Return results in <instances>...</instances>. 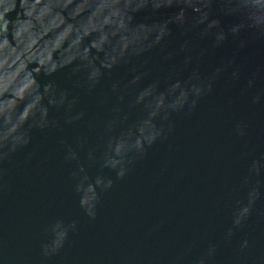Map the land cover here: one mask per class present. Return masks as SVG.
Segmentation results:
<instances>
[{
  "label": "water",
  "instance_id": "1",
  "mask_svg": "<svg viewBox=\"0 0 264 264\" xmlns=\"http://www.w3.org/2000/svg\"><path fill=\"white\" fill-rule=\"evenodd\" d=\"M204 4L0 0V145L29 137L0 161V264H264V35ZM193 84L127 151L155 96Z\"/></svg>",
  "mask_w": 264,
  "mask_h": 264
},
{
  "label": "clouds",
  "instance_id": "2",
  "mask_svg": "<svg viewBox=\"0 0 264 264\" xmlns=\"http://www.w3.org/2000/svg\"><path fill=\"white\" fill-rule=\"evenodd\" d=\"M216 6V8L223 13L225 16H235L239 18V22L234 24L230 27L229 31L233 35H237L241 30L243 29H252L258 31L261 35H264V24H256L251 18L249 13L245 10L241 0H205L204 7L208 11L209 15L213 12V6ZM215 20V27L213 29H218L216 33V41L217 43L222 42L225 39V34L223 32V29L221 28L220 20L218 18H214ZM111 70V67H109V71ZM104 72H101L100 75L94 80L97 81L98 78L102 75H104ZM140 77L136 76L133 77L131 83L135 84ZM180 84L179 82H176L174 85ZM171 87L168 91V95H171L175 92L177 88ZM115 88V85L113 86ZM211 86L209 85V88ZM155 86H149L147 89L143 90L137 97V102H142L146 97L152 96L154 92ZM189 93H193L196 96H199L201 93V87L197 86L195 84L191 85L188 89H182L179 93V95L172 100L170 103L166 104V95L165 93H159L155 96L153 102H151L147 107L150 108L148 111V114L146 118H144L137 126L136 129L143 127L145 123H147L148 128L147 131L141 135L139 131H136L135 135H133L129 140V147L128 150L135 149L137 152H143L144 151V145H151L159 136H161L163 132V127H156V125L153 123V119L161 113L162 110H165L166 108H171L173 110H178L181 108L185 102H187ZM163 101L162 103L160 101ZM196 101H192V107H195ZM164 119H167V111H164ZM40 127H43L44 125H39ZM124 133H121L123 135ZM29 141V137L24 133L20 132L18 135H15L12 139H9L5 141L2 145H0V161L5 159L9 152H13L16 150L18 146H22L24 144H27ZM10 145V146H9ZM7 148V151L4 149ZM126 152V151H125ZM73 157L75 156V153L71 154ZM122 163V158L120 159V162L117 165H120ZM107 165V164H105ZM115 166H111L115 168ZM255 168V165L253 166ZM82 170V169H81ZM124 170L121 168L117 172L118 177H123ZM102 181L97 184L100 185ZM112 184V181L109 179L107 180V183L105 184V187H110ZM250 197H253L255 195V190L249 194ZM249 211L248 207H244L240 210L239 215L235 219V224H240L241 218L247 214ZM90 215H93V213L89 212ZM74 226V225H73ZM56 228H60V225L57 224L55 226ZM66 233L64 230H60L56 234V238L54 239L52 243V251H55L56 248H58L62 240L64 239ZM48 247L45 246V253L47 254Z\"/></svg>",
  "mask_w": 264,
  "mask_h": 264
}]
</instances>
